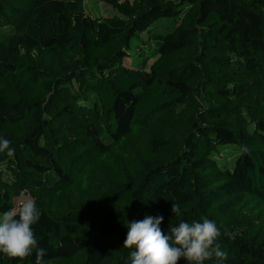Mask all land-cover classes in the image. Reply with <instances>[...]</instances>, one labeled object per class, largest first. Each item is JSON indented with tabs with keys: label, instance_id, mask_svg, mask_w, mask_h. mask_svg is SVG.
<instances>
[{
	"label": "trees",
	"instance_id": "1",
	"mask_svg": "<svg viewBox=\"0 0 264 264\" xmlns=\"http://www.w3.org/2000/svg\"><path fill=\"white\" fill-rule=\"evenodd\" d=\"M97 1L0 0V215L32 197L44 264H130L146 216L207 217L225 264H264V0Z\"/></svg>",
	"mask_w": 264,
	"mask_h": 264
},
{
	"label": "clouds",
	"instance_id": "2",
	"mask_svg": "<svg viewBox=\"0 0 264 264\" xmlns=\"http://www.w3.org/2000/svg\"><path fill=\"white\" fill-rule=\"evenodd\" d=\"M247 147L243 151H247ZM12 157L15 148L11 141L0 137V153ZM172 212L179 206L172 204ZM41 211L31 199L10 208L0 216V253L11 258L24 259L35 250V264H44L47 250L38 247L33 225L41 218ZM163 216H146L143 220L127 224L128 232L123 247L130 253V264H178L183 258L187 264H205L215 257L216 264H225L228 253L221 250L217 238L221 235L216 222L204 217L202 222L181 220L169 225L165 234L160 225Z\"/></svg>",
	"mask_w": 264,
	"mask_h": 264
},
{
	"label": "rangeland",
	"instance_id": "3",
	"mask_svg": "<svg viewBox=\"0 0 264 264\" xmlns=\"http://www.w3.org/2000/svg\"><path fill=\"white\" fill-rule=\"evenodd\" d=\"M85 7H86V13L93 17H100V16L106 17V16H111L115 13V10L112 7L108 6L104 2L97 1V0H86ZM139 58H140L139 56H133L131 57V60L127 61L126 63L129 64L132 68H138L140 67V64H141V62L139 61ZM221 152L222 153L219 156L220 160L230 161V160H233L234 158L236 159V157L240 153V150L235 146H227V147L221 148ZM28 199L32 200V197L27 193H23L19 195L16 198V207L21 202L28 200Z\"/></svg>",
	"mask_w": 264,
	"mask_h": 264
}]
</instances>
